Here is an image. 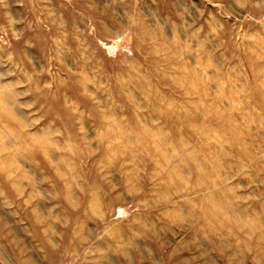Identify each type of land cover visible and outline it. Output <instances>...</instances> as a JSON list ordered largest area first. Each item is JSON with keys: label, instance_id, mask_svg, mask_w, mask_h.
Returning a JSON list of instances; mask_svg holds the SVG:
<instances>
[{"label": "rangeland", "instance_id": "obj_1", "mask_svg": "<svg viewBox=\"0 0 264 264\" xmlns=\"http://www.w3.org/2000/svg\"><path fill=\"white\" fill-rule=\"evenodd\" d=\"M0 264H264V0H0Z\"/></svg>", "mask_w": 264, "mask_h": 264}]
</instances>
